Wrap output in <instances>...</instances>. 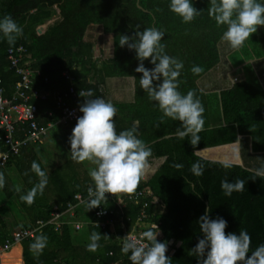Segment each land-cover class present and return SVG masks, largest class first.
Returning a JSON list of instances; mask_svg holds the SVG:
<instances>
[{
	"label": "trees",
	"instance_id": "obj_1",
	"mask_svg": "<svg viewBox=\"0 0 264 264\" xmlns=\"http://www.w3.org/2000/svg\"><path fill=\"white\" fill-rule=\"evenodd\" d=\"M139 4L148 12L137 7V0H0V18L11 16L23 28V35L13 45L0 34V78L5 95L12 96L20 81V76L10 67L7 51L20 45L30 55L31 69L42 72L43 77L35 84L38 89L67 92L70 82L62 77V72L68 70L76 79L77 90H89L96 97L103 92L106 100L104 86L108 79L135 77V101L113 103L117 108L115 130L119 133L135 126L137 137L152 149L147 163L154 164L161 158L165 161L149 180L141 177L133 192L124 193L126 207L123 214L127 231L133 229L143 211L146 215L144 227L149 230L151 225L158 226L153 230L161 234L158 241L168 244L166 255L172 264H197L198 258L190 250L203 236L198 220L205 208L210 207V218L220 216L227 220L226 233L239 234L241 228L248 231L251 236L248 255H251L252 250L264 244V178L257 177L256 171L247 163L243 166L228 163L231 167L225 168V163L204 160L196 155V151L240 141L242 155L264 152V89L261 84H253L250 78L220 92L208 93L201 87L200 80L221 63V36L226 30L225 25L218 27L209 16V0H193V6L202 12L189 24L182 23L181 18L169 10V0H139ZM53 19L55 23L45 33L38 34V28ZM92 26H100L104 34L112 37L110 57H94L95 43L88 34ZM153 26L165 32L162 42L166 45V53L183 61L179 91L182 94L193 91L205 108L204 130L198 134L200 141L196 146L191 145L189 137L183 140L176 137L179 121L165 117L160 122L162 112L140 88L142 74L134 71L139 63L135 51L119 46L121 35L131 37L136 31ZM252 35L258 50L253 55L248 51V60H261L264 58V26H258ZM243 47H246L245 43ZM144 64L147 68L153 67L148 60ZM194 65L202 67L203 71L193 74L191 68ZM44 77L49 78L48 84L44 83ZM33 102L38 106L40 128L60 119L61 111L53 100ZM69 103L74 106L84 102L79 98L69 100ZM75 125L68 126L73 129ZM19 132L24 138L30 129L28 125L20 126ZM3 136L4 132L0 131V152H8ZM41 143L29 144L19 156L11 155L9 162L0 166L5 179L0 188V248L8 240L14 247V231L8 226L10 217L14 218L19 230L35 228L38 221L46 224L51 219L55 206L65 210L69 203H75V195L86 197L89 187L95 189L94 182L88 183V177L81 171L83 165L71 158L69 163L46 172L41 161ZM33 161L46 172L48 183L43 194L38 193L34 202L28 205L20 196L39 182L31 169ZM197 161L204 166L203 175L199 177L190 170ZM237 178L245 181L244 191L225 196L220 187L221 180ZM147 189L152 195L142 197L138 204L129 200L130 194ZM113 198L108 195L101 201V206L114 209ZM97 208L89 210L84 203L71 219V222L84 223L79 230H85L80 239L76 240L75 229L70 224L63 225L58 231L52 224H46L35 235L43 233L48 237L47 247L40 256L29 250L35 237L25 238L20 242L21 247L17 244L12 251L1 255V264H131L130 253L121 252L122 243L114 230L93 226ZM93 232L102 234L101 246L90 252L87 245ZM116 233L121 235L122 229L116 228Z\"/></svg>",
	"mask_w": 264,
	"mask_h": 264
},
{
	"label": "clouds",
	"instance_id": "obj_2",
	"mask_svg": "<svg viewBox=\"0 0 264 264\" xmlns=\"http://www.w3.org/2000/svg\"><path fill=\"white\" fill-rule=\"evenodd\" d=\"M209 5L208 14L216 25L226 26L221 40L233 50L241 48L257 32L258 26H264V0H209ZM169 10L185 24L193 22L202 12L193 6V0H169ZM0 34L9 45H13L23 35V28L11 16H4L0 18ZM164 37V30L155 26L147 27L143 31H136L131 37L121 35L119 46H127L129 50L135 51L139 63L134 71L142 74L140 88L162 112L160 122L165 117L179 121L176 137L182 140L189 137L191 145L196 146L200 141L198 134L204 130L205 108L193 91L186 94L179 91V77L184 64L179 58L166 53V45L162 42ZM145 60L153 67H145ZM191 71L198 75L203 68L194 65ZM80 95L85 94L80 92ZM79 111L82 116L77 118L68 142L73 161H88L95 165L88 173L95 184V190L88 188L89 199L86 203L91 210L102 205L101 201L106 199L107 193L133 192L152 155V149L137 137L135 126L117 134L114 121L117 108L111 101L99 97L86 99L79 106ZM223 167L229 168L231 165L225 163ZM31 169L39 177V182L20 196L28 205L34 202L38 193L43 194L48 183V175L36 161L32 162ZM190 170L199 177L203 175L204 166L197 161ZM255 175L264 178V167L258 169ZM4 184V176L0 173V188ZM220 187L224 195L230 197L233 192L244 191L245 181L240 178L234 181L223 179ZM210 211V207L205 208L204 214L199 217L198 224L203 236L190 250L198 258L197 264H264V244L258 245L248 255L251 244L248 231L241 228L239 234L226 233L227 220L220 216L210 218ZM158 235L159 232L153 229L144 231L139 238L128 234L122 238L121 252L125 255L130 253L128 259L132 264H172L171 258L166 255L168 244L158 241ZM101 237V233L93 232L87 250L95 252L101 246ZM47 244L48 237L41 233L29 245V250L35 256H40Z\"/></svg>",
	"mask_w": 264,
	"mask_h": 264
},
{
	"label": "built area",
	"instance_id": "obj_3",
	"mask_svg": "<svg viewBox=\"0 0 264 264\" xmlns=\"http://www.w3.org/2000/svg\"><path fill=\"white\" fill-rule=\"evenodd\" d=\"M7 58L10 67L20 76V81L16 84L13 95L7 97L5 95V89L2 86V79L0 78V131L4 132L3 140L5 145L9 148L8 152H0V166L9 162L11 155L19 156L22 150L29 144L39 142L47 131L53 128L56 124H61L63 126L76 124L77 118L82 116V113L79 111L80 104L72 106L70 105L69 100H78L81 98L83 99V102H85L86 99H95L98 97L105 99L102 95L103 92L96 97L89 90H77L74 84L76 79L68 70L62 72V77L70 82V87L67 92L63 93L35 88V84L40 82L43 75L40 70L31 69L30 55L26 53V50L22 45L16 49H9L7 51ZM234 81L237 82V79L235 78L233 82ZM44 83H49L48 77H44ZM80 92L85 95L81 96ZM88 93H91V95L89 96ZM47 100H53L56 108L61 111V116L56 123H48L45 128H40L37 122V116L39 115L38 106L33 101ZM49 116H52V114L49 113ZM24 125H28L30 132L27 133L24 138H21L19 129L20 126ZM93 190L95 189L93 188ZM124 193L125 192L117 194L107 193L106 197L110 194L113 195L116 207L114 209H108L99 206L95 211L96 220L92 223L93 226L99 227L103 230L108 227L114 230V234L121 243H123L122 238L128 234L139 238L141 234L147 230L144 227L145 223L143 221L146 218V215L142 211L133 229L127 231L123 214L126 207V203L123 201ZM146 195H152V192L147 189L130 194L128 198L138 204L140 199ZM88 199V193L86 197L82 194H77L74 196L75 203H69L65 210H61L60 207L55 206L51 213V219L46 224H52L55 231H58L65 224H70L76 231H79L84 223L78 221L71 222V219L75 218L78 207L86 203ZM64 217H67L68 219ZM128 220H130V218H128ZM46 224L42 221H38L35 228L13 232L12 238L14 245L19 244L25 238H34L37 231ZM118 227L122 229V234L119 236L116 233V228ZM151 228L157 230L158 226L151 225ZM157 238H161L160 233ZM11 249L12 242L8 240L5 246L0 248V264L1 255ZM110 255L112 256L113 254L110 253ZM129 262L132 264L130 260ZM112 264H119V262H114Z\"/></svg>",
	"mask_w": 264,
	"mask_h": 264
},
{
	"label": "rangeland",
	"instance_id": "obj_4",
	"mask_svg": "<svg viewBox=\"0 0 264 264\" xmlns=\"http://www.w3.org/2000/svg\"><path fill=\"white\" fill-rule=\"evenodd\" d=\"M89 29L90 30L88 31V34L90 36V39L95 43L94 57L102 59L110 57L113 50L112 37L104 34L100 26H92ZM244 43L246 46L245 48H247L246 51L243 46L238 50H233L230 46H228L227 42L222 41V43L220 44V65L207 73L200 80V85L204 90H216L218 88L220 89L221 86L227 83L228 75L232 76L233 72L239 75L245 71V74L247 73L245 76L250 78V81L253 82V84L260 85L261 82L264 83V58L261 60L257 58H254L250 61L248 60V51L253 55V53H257L256 51L258 50V45L254 42L253 35H251L249 37V40L247 42L245 41ZM224 65H226V67ZM238 81L239 80L237 79V82ZM233 83L236 82L234 81ZM71 133L72 128L65 126H57L56 128L49 131L47 137L44 139L45 143L40 147L42 151L41 161L44 163L46 172H50L56 167L69 163V161L63 157L66 156L64 151H70L68 138ZM213 153H218V150H215ZM236 154L237 153L235 152V155H233L232 157L236 156ZM69 156L71 157V155ZM247 164H249L253 171H257L261 167H264V157H254L252 161ZM94 167L95 165L90 164L88 167L84 166V170L89 173V169ZM9 221V228H11L14 232L18 231L19 229L15 227V224L13 222L14 218L10 217ZM84 231V229L79 232L74 231L76 240L81 238V236L84 234Z\"/></svg>",
	"mask_w": 264,
	"mask_h": 264
},
{
	"label": "crops",
	"instance_id": "obj_5",
	"mask_svg": "<svg viewBox=\"0 0 264 264\" xmlns=\"http://www.w3.org/2000/svg\"><path fill=\"white\" fill-rule=\"evenodd\" d=\"M93 42V41H92ZM229 46V45H228ZM94 47H95V44H94ZM105 59V58H104ZM226 67V65H224ZM233 69V68H232ZM233 72V71H232ZM231 72V73H232ZM233 75L230 76L228 75V81L227 83H225L223 86H221V88L219 89H216V90H205L206 92L208 93H213V92H220L224 89H227L229 88L230 86H232L234 83H233V79L236 78L238 79L239 81L240 80H245L247 79L248 77H246L245 75V71L242 72L241 74L237 75L235 74V72L232 73ZM250 77V76H249ZM261 86L262 88L264 89V83L261 82ZM207 89V88H206ZM104 91L106 92L105 96L107 97L106 100L108 101H111L112 103H133L135 101V93H136V86H135V81H132L130 80V77L129 78H112V79H108L105 83V86H104ZM57 125H55L53 128L51 129H54L56 128ZM67 127V126H66ZM69 127V126H68ZM49 129L47 131V133L41 138L40 142H42L41 144H39V147H41V145H43L45 143V138L47 137L49 131L51 130ZM70 133V132H69ZM218 150V153H213V152H209V157H213V156H216L217 154L221 157H224V158H227V159H236V158H241L242 162H243V165L247 162L249 163L250 161H252V158L253 157H256V156H259V157H264V152H260L258 154H253L252 152L251 153H247V154H244L242 155L241 153V143L240 141L238 142V145H233V146H230L228 148H222V149H217ZM221 153H220V152ZM42 152V151H41ZM235 152L237 153L236 156L232 157L233 155H235ZM58 153V151H57ZM65 159L69 160L71 157L69 155H71L70 151L68 152H65ZM216 154V155H215ZM69 157V158H68ZM245 160V161H244ZM65 162V161H64ZM63 164V163H62ZM83 165L82 167V170L83 172H85V175L88 177V183H92V179L90 178L89 174L87 173V171L84 170V166H89L91 163L88 162V161H85L83 163H81ZM157 167V162L155 161L154 164H146V167L143 171V175H142V178L144 180H149L152 176H153V173H154V169ZM83 177V176H82ZM85 179V177H84ZM75 231V230H74ZM77 232V231H76ZM17 244L14 245V247L16 246ZM19 247H21L20 243L18 244ZM13 247V248H14ZM12 248V249H13ZM12 249L10 251H12ZM8 251V252H10ZM8 252H5L4 254L8 253ZM22 261H23V258L21 257Z\"/></svg>",
	"mask_w": 264,
	"mask_h": 264
},
{
	"label": "water",
	"instance_id": "obj_6",
	"mask_svg": "<svg viewBox=\"0 0 264 264\" xmlns=\"http://www.w3.org/2000/svg\"><path fill=\"white\" fill-rule=\"evenodd\" d=\"M137 7L140 10H143L144 12H148L147 10L143 9L140 6L139 0H137ZM55 21L56 20L53 19V20L49 21L48 23H46L45 25L40 26L38 28V34L45 33L47 31V29L49 28V26L54 24ZM130 80L135 81V79H133L132 77H130ZM233 145L237 146L238 142L234 143V144H229V145H223V146H218V147H213V148H205V149H202V150H198V151H196V155L199 156L200 158L204 159V160H207V161L221 162V163H230V164L243 166V162H242L241 158L227 159V158L219 156L218 154L216 156L209 157V152L210 151H214V150L222 149V148H228V147L233 146ZM155 161L157 162V167L154 169L153 175L158 171V169L161 166V164L165 161V158H161V159H158V160H155ZM171 243H173V242H171ZM239 263L241 264V262H239Z\"/></svg>",
	"mask_w": 264,
	"mask_h": 264
}]
</instances>
